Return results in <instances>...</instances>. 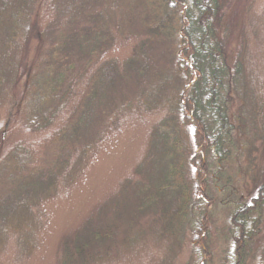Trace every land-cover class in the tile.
I'll list each match as a JSON object with an SVG mask.
<instances>
[{
    "label": "rangeland",
    "instance_id": "rangeland-1",
    "mask_svg": "<svg viewBox=\"0 0 264 264\" xmlns=\"http://www.w3.org/2000/svg\"><path fill=\"white\" fill-rule=\"evenodd\" d=\"M223 5L219 32L241 79L230 155L208 174L211 264L232 258L227 200L264 185V0ZM180 26L158 0H0V264H193V229L187 216L176 223L181 187L196 185L187 129L170 107L186 83L174 67ZM56 39L67 57L52 74L72 94L32 130L28 73ZM263 256L264 218L243 264Z\"/></svg>",
    "mask_w": 264,
    "mask_h": 264
},
{
    "label": "trees",
    "instance_id": "trees-1",
    "mask_svg": "<svg viewBox=\"0 0 264 264\" xmlns=\"http://www.w3.org/2000/svg\"><path fill=\"white\" fill-rule=\"evenodd\" d=\"M223 2L224 0H158V3L168 4L174 13L180 14L181 35L177 47L179 55L175 58L174 67L183 75L186 83L176 97V105L171 102L170 107L177 108L180 124L187 129L186 135L184 131L181 135L193 150L187 158L195 169L196 185L193 192L181 187L176 212L178 218L175 221L179 224L180 218L187 216V223L193 229V264H211L213 261L209 206L214 201L208 174L213 165L220 170L222 161L230 155L234 131L228 115L230 92L238 88L241 79V63L237 59L228 61L225 46L227 34L225 30L221 34L219 32ZM22 13L24 12L21 10L11 16L12 20L15 21ZM62 43V39L53 41L46 55L39 58L30 68L31 73H28L30 79L26 93H30L28 96L35 98L39 104L35 113L26 120V125L32 130L45 128L51 123L56 108H49L47 113L43 110L44 107L52 101L67 99L72 94L67 77L61 72L52 74L58 64H66L63 60L67 55L61 49L65 47ZM64 84L67 87L62 88ZM174 143L167 148L168 153L178 152L177 142ZM175 169L176 164L173 163L171 175ZM178 175V179H181L182 174L178 172ZM228 188L230 187L225 186L223 189ZM191 196L195 197L193 201H190ZM227 202L232 206L229 236L233 245L232 258L228 264H243L249 256L251 241L261 230L264 218V185H260L255 195L248 200L236 196ZM78 254L82 255L80 252ZM259 264H264V256Z\"/></svg>",
    "mask_w": 264,
    "mask_h": 264
}]
</instances>
